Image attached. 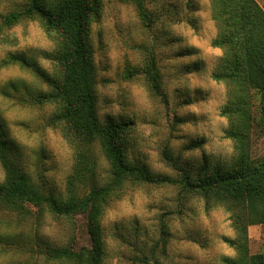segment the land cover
I'll return each mask as SVG.
<instances>
[{
    "label": "rangeland",
    "instance_id": "rangeland-1",
    "mask_svg": "<svg viewBox=\"0 0 264 264\" xmlns=\"http://www.w3.org/2000/svg\"><path fill=\"white\" fill-rule=\"evenodd\" d=\"M22 0H0L1 13ZM103 0V14L90 30L96 65L97 107L101 120L132 121L127 152L155 173L178 182L126 183L111 197L102 218L105 264H225L236 254L226 238L235 230L224 207L206 210L204 199L182 188L184 171L192 174L203 161L231 162L234 141L226 136L228 118L221 110L228 86L212 73L223 49L213 45L218 26L211 0ZM264 9V0H257ZM0 37V129L10 156L45 192L66 195L75 150L51 118L57 107L40 102L48 90L31 68L6 63L24 55L53 72L49 53L56 47L39 20L22 21ZM159 70V92L146 70ZM192 144L196 146L192 147ZM97 167L93 180L80 183L84 194L92 183L104 184L110 166L94 142ZM253 158H264V133L252 135ZM4 170L0 162V181ZM28 211L0 207V264H67L48 258L47 248L91 245L84 214L58 217L26 205ZM166 224L167 233L162 232ZM252 253H264V224L249 227Z\"/></svg>",
    "mask_w": 264,
    "mask_h": 264
},
{
    "label": "trees",
    "instance_id": "trees-1",
    "mask_svg": "<svg viewBox=\"0 0 264 264\" xmlns=\"http://www.w3.org/2000/svg\"><path fill=\"white\" fill-rule=\"evenodd\" d=\"M211 2L218 26L213 45L223 49L212 77L228 86V100L221 113L228 118L225 134L234 141L235 154L226 164L212 165L205 160L192 174L185 170L180 182L183 189L204 199L206 210L221 206L229 213L236 234L226 241L236 254L223 256L225 264H264L263 252L250 251L248 232L251 225L264 224V158H253L251 151L252 135L257 129L264 133V9L257 0ZM136 4L146 18L143 3L137 0ZM103 6V0H22L1 13L0 20V37L5 36L7 29L29 19L39 20L53 36L56 47L49 53L53 72L24 55L12 54L5 62L31 68L48 85L37 99L56 105L51 123L63 128L75 150L67 194L45 192L27 171L17 166L0 129V162L4 170L0 207L28 211L29 204L37 207L39 213L46 209L64 218L84 214L90 246H77L70 236L65 244L47 248L49 259L67 264H105L103 213L110 198L126 183L178 182L155 173L143 161L129 159L127 136L132 121L99 117L90 30L101 19ZM146 73L152 88L159 92V70L153 65ZM96 141L110 166V177L104 184L93 182L88 192L80 194V183L94 178L98 162L93 150ZM162 232L167 233L166 224H162Z\"/></svg>",
    "mask_w": 264,
    "mask_h": 264
}]
</instances>
